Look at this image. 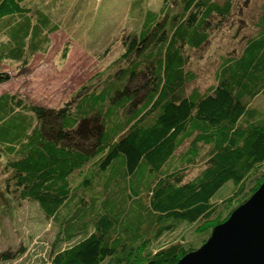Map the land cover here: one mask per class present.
Masks as SVG:
<instances>
[{
	"label": "trees",
	"instance_id": "trees-1",
	"mask_svg": "<svg viewBox=\"0 0 264 264\" xmlns=\"http://www.w3.org/2000/svg\"><path fill=\"white\" fill-rule=\"evenodd\" d=\"M42 1L0 0V85L12 79L1 70L5 61L46 52L59 29ZM243 5L163 0L160 10L144 12L137 32L122 37V63L68 102L45 106L0 94L3 193L36 202L48 218L65 207L62 241L82 237L52 264H175L194 248L145 246L183 220L200 219L205 231L224 184L235 187L225 202L242 195V203L258 188L264 119L247 117L255 112L251 101L264 98V0L239 50L219 56L215 82L188 91L197 77L187 67L190 52L235 20L238 34ZM201 146L208 156L189 177ZM252 179L258 184L246 195Z\"/></svg>",
	"mask_w": 264,
	"mask_h": 264
},
{
	"label": "rangeland",
	"instance_id": "rangeland-1",
	"mask_svg": "<svg viewBox=\"0 0 264 264\" xmlns=\"http://www.w3.org/2000/svg\"><path fill=\"white\" fill-rule=\"evenodd\" d=\"M42 1V0H40ZM53 17L60 23L59 29L50 35V45L44 53H27L19 61H5L1 70L12 76L0 85V94L12 92L29 102L45 106H58L74 98L79 89L94 80L112 72L122 63L124 49L121 39L124 35L138 31L142 15L148 9L158 11L163 0H43ZM240 28L235 33L236 20L231 25L211 34L210 42L202 50L191 51L187 67L196 73V79L188 86L204 90L215 82L219 56L231 50H239L240 37L251 34L260 14L261 0H243ZM141 14V17L139 15ZM241 30V31H240ZM255 110L247 121L264 119V98L256 97L250 103ZM209 148L201 146L197 164L187 169L192 177L203 165ZM0 157V264H52L56 255L81 239L63 242L61 218L46 217L36 202L18 200L15 195L2 191L4 173L3 158ZM260 173L254 178L263 180L264 164L258 167ZM92 170L91 166L85 168ZM84 171L76 172L71 178L77 184ZM252 179L245 191L248 195L258 181ZM255 182H257L255 184ZM232 182L224 184L212 201L220 203L211 221L201 231L202 220H183L159 238L149 242L144 251L155 252L171 243H180L186 250L196 249L210 236L213 227L228 218L240 205L242 195L230 202L226 197L233 195ZM220 221V222H219ZM219 222V223H217ZM217 223V224H216ZM102 264H106V261Z\"/></svg>",
	"mask_w": 264,
	"mask_h": 264
},
{
	"label": "water",
	"instance_id": "water-1",
	"mask_svg": "<svg viewBox=\"0 0 264 264\" xmlns=\"http://www.w3.org/2000/svg\"><path fill=\"white\" fill-rule=\"evenodd\" d=\"M175 264H264V179L208 239Z\"/></svg>",
	"mask_w": 264,
	"mask_h": 264
}]
</instances>
